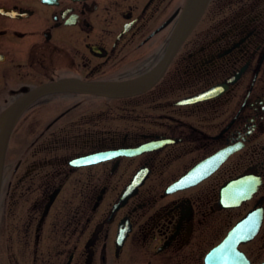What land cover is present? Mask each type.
Listing matches in <instances>:
<instances>
[{
	"label": "flooded vegetation",
	"instance_id": "1",
	"mask_svg": "<svg viewBox=\"0 0 264 264\" xmlns=\"http://www.w3.org/2000/svg\"><path fill=\"white\" fill-rule=\"evenodd\" d=\"M186 1L0 0V115L21 106L1 176L0 264H206L248 216L258 227L238 250L264 264V0H209L145 92L35 93L145 75ZM232 183L249 198L227 203Z\"/></svg>",
	"mask_w": 264,
	"mask_h": 264
},
{
	"label": "water",
	"instance_id": "2",
	"mask_svg": "<svg viewBox=\"0 0 264 264\" xmlns=\"http://www.w3.org/2000/svg\"><path fill=\"white\" fill-rule=\"evenodd\" d=\"M209 0H187L178 19L174 33L172 34L161 62L153 69L140 78L121 84L111 83H90L84 84L79 82L60 81L48 84L36 90V94H45L51 92L77 91L83 93H95L114 97L135 95L149 90L161 78L163 72L169 64L170 59L176 53L180 45L192 31L197 21L200 19ZM202 99V96L200 97ZM20 107L12 106L0 115V186L3 170L4 156L7 148L9 135L14 122L19 115ZM230 152L220 153L203 163L197 165L192 171L179 179L170 186L173 189H182L197 183L203 177L209 175L221 160ZM202 171L204 174H200ZM223 199L227 203H234L235 200L244 201L249 198V186L235 187L234 183L230 184L223 194ZM258 223H253L251 216H248L235 228L231 230L228 236L213 248L206 256V264H248V261L242 253L239 252L238 246L241 243L249 241L255 234Z\"/></svg>",
	"mask_w": 264,
	"mask_h": 264
}]
</instances>
